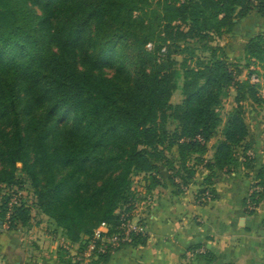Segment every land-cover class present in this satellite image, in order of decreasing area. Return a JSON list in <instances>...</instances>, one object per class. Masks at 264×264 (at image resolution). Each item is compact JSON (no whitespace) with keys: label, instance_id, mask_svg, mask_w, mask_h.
<instances>
[{"label":"trees","instance_id":"1","mask_svg":"<svg viewBox=\"0 0 264 264\" xmlns=\"http://www.w3.org/2000/svg\"><path fill=\"white\" fill-rule=\"evenodd\" d=\"M153 7L149 0H0V221L9 231L32 220L18 195L20 170L39 209L77 244L102 223L114 231L118 210L140 202L133 176L145 177L150 191L161 168L180 188L200 165L209 181L240 166L254 169L244 104L264 105L262 86L238 80L211 44L252 12L264 15V0H158ZM192 43L210 57L195 59ZM244 53L264 65V35ZM179 79L183 100L173 105ZM231 89L235 106L224 121L220 107ZM255 187L247 204L257 208L264 166ZM207 193L214 200L209 189L197 199L204 203ZM146 240L135 235L131 245ZM61 260L73 264L71 256Z\"/></svg>","mask_w":264,"mask_h":264},{"label":"crops","instance_id":"2","mask_svg":"<svg viewBox=\"0 0 264 264\" xmlns=\"http://www.w3.org/2000/svg\"><path fill=\"white\" fill-rule=\"evenodd\" d=\"M256 20L252 12L239 22L228 40V56L244 55L246 43L263 26ZM213 145L212 141L208 145V159L213 158ZM160 171V184L150 191L142 176L137 214L147 229L146 243L126 246L99 264H264V199L252 212L247 204L259 189L255 187L258 166L253 170L240 166L209 181L211 173L200 165L182 188L169 180L165 168ZM204 189L214 193V200L197 199ZM31 239L24 228L9 231L0 221V264H66L53 250L52 241L43 247ZM192 251L195 256L189 257Z\"/></svg>","mask_w":264,"mask_h":264},{"label":"rangeland","instance_id":"3","mask_svg":"<svg viewBox=\"0 0 264 264\" xmlns=\"http://www.w3.org/2000/svg\"><path fill=\"white\" fill-rule=\"evenodd\" d=\"M153 3L154 7L156 6V3L158 0H149ZM38 14H41V10L37 9ZM257 14V20L256 22L259 23L261 26L260 35H264V15L259 13L258 11H254ZM239 24V23H238ZM258 34V35H259ZM234 36V32L229 35H225L220 39H215V42H213L211 45L213 47H219L222 49V51L226 54V61L228 64L231 65L232 69L238 72V80L241 82L247 79H250L252 83L254 84H260L261 87V93L264 95V65L261 64H252L251 62L246 60L245 53L242 57H235L231 58L228 56V46H229V38ZM233 39V38H232ZM239 41H236L235 44H238ZM247 44V43H246ZM191 46L193 48H196V54L195 59H201V60H207L210 57V52H206L201 49V45L197 43H192ZM246 46V45H245ZM150 48H152V45H149ZM231 49L235 50L236 47H231ZM245 49V48H244ZM235 53V51L233 52ZM179 63L182 62L183 56H176L175 57ZM196 62V61H195ZM177 68H180V66H177ZM104 73L107 77H113L115 75V70L108 68L104 70ZM182 85H183V79H179L178 81V89L174 93L171 103L173 105L180 104L183 100L182 95ZM234 96L235 93L233 89L230 91V96L228 98L223 99V103L220 107V114L224 121L227 119L228 113H230L234 108ZM244 109L246 113V124L248 126L250 137L253 140V148L251 149L249 155L252 159H254L253 164L254 168H259V171L263 168L264 164V105L254 103V102H246L244 104ZM174 126H170L169 129H173ZM218 138H215L212 140L214 143V146L218 142ZM207 156V157H206ZM205 158L209 160V155L206 154ZM18 168H22V164H18ZM18 176L22 177L25 182V187L22 192H20L18 195L21 197L23 201H25L29 206H31V224L30 227H25V232L29 234L30 237H32L31 240H36L40 243L43 247L48 246L50 244V241L53 243V250L56 251V253L59 255L60 258H64L65 260H68L71 256H73V253L80 250L79 244H72L67 240L64 233L61 229L58 228L55 221L52 220L50 217L45 215L38 207V199L35 195V189L32 184V180L26 176L21 170L18 172ZM143 177L142 176H133L132 177V185L133 189L139 193L140 188L142 187ZM17 197H14L12 200V204L16 203ZM139 211V210H137ZM135 221H138L141 223L142 221L138 219L137 212L135 213ZM143 223V222H142ZM23 228V227H20ZM27 235V234H26ZM48 238L47 240L45 238ZM51 246V244L49 245ZM48 246V247H49ZM70 246V249H69Z\"/></svg>","mask_w":264,"mask_h":264},{"label":"built area","instance_id":"4","mask_svg":"<svg viewBox=\"0 0 264 264\" xmlns=\"http://www.w3.org/2000/svg\"><path fill=\"white\" fill-rule=\"evenodd\" d=\"M258 190V189H255ZM203 200L211 201V196L207 193ZM140 202L136 203L132 209L124 207L119 209V224L112 231V227L107 223H102L95 229L91 237L79 244L80 250L73 253V264H94L102 255H113L120 249L130 246L135 235H147L146 226L135 221L136 212ZM255 206L249 205L250 210H255ZM70 249V246H69ZM195 251L190 252L189 257L195 256Z\"/></svg>","mask_w":264,"mask_h":264}]
</instances>
